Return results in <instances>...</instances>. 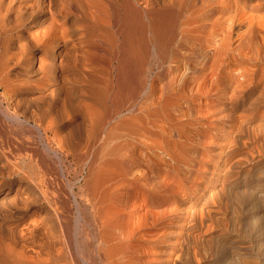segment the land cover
<instances>
[{
    "label": "bare ground",
    "instance_id": "6f19581e",
    "mask_svg": "<svg viewBox=\"0 0 264 264\" xmlns=\"http://www.w3.org/2000/svg\"><path fill=\"white\" fill-rule=\"evenodd\" d=\"M250 1L0 0V264L170 263L187 208L182 166L195 150L182 124L188 73L196 93L215 91L218 118L229 116L250 91L234 84L232 71L250 74L238 57L264 48V16L233 43L246 9L264 10V0ZM253 72L263 78L264 64ZM208 125L212 138L219 128ZM218 131L222 140L234 132ZM212 145L204 148L215 158L222 150ZM235 202L240 221L250 195Z\"/></svg>",
    "mask_w": 264,
    "mask_h": 264
},
{
    "label": "rangeland",
    "instance_id": "374dc122",
    "mask_svg": "<svg viewBox=\"0 0 264 264\" xmlns=\"http://www.w3.org/2000/svg\"><path fill=\"white\" fill-rule=\"evenodd\" d=\"M253 2L256 3L257 1L248 2L249 6H252ZM246 13L248 14L246 22L244 24L238 22L235 26L233 32V43L235 45L239 44L240 37L238 32L241 28H248L249 21L253 16H256V19L259 16H264V10H255L251 7L246 9ZM256 29L260 33L258 32L259 37L256 38L253 44L255 51L263 44L261 36L263 29L257 26ZM221 37L222 34H219L216 42ZM212 55L213 52L210 53V56ZM238 60H245L247 62L245 68L249 70L250 74L247 75L248 77L246 76V79L240 80L242 79L241 74L237 71H232L231 74L235 80L234 84L235 82L236 84L241 83L244 85L243 87L249 88L250 91L231 104L228 110L229 116L223 119L218 118L224 112L216 111L219 105H216L217 95L214 93L215 91L212 92L210 97L202 93H196L195 90L198 87V82H196L197 84L193 82L194 80L191 77L194 74L192 72L188 73L192 82L190 85L194 86V90L193 94L191 93L192 95H190L192 96L191 106H187L186 102L182 103V124L184 123L183 129L186 131V135L192 137L193 141L189 142V144L195 150L190 156V164L182 166V208L186 206L189 209H182V248L176 254L174 253L169 264H264V213L258 212L260 202L263 201L262 203L264 204V92L261 91L262 86H264V77L256 76V78H252L256 65L264 64V48L260 56L256 52L246 58L239 56ZM196 66H199V63L184 66L182 72L185 70L194 71V67ZM231 67H236V64H231L229 68ZM229 68L218 75H214L215 73L213 74L208 69L209 72H206L209 75V79L205 83L208 84L211 80L210 76L213 75L212 79L220 83L223 80L224 72ZM200 80L202 81V79ZM217 83L215 84L217 85ZM255 84H258L257 88H255ZM125 98L127 99V97ZM251 105L253 107H249ZM247 106L248 108L246 109ZM210 108L212 109L211 114ZM184 111H187V113L184 114ZM206 112L208 115H205ZM237 118H240V122H238ZM7 123L9 128H20V125L12 121H8ZM208 124L219 129L232 128L234 132L229 136L230 139L222 140L221 138L224 133L218 131V129L217 132L211 133L213 137L209 138L207 132L211 129ZM254 132H258L256 133L257 136ZM184 137L182 138V142H187L185 140L186 137ZM212 141L216 142L215 146L211 144ZM218 141H224L226 145H222L221 147V145H218ZM206 143L212 145V149L214 150L215 148L216 150H222L221 153L217 154L216 151V157L213 158V155L206 152L204 148V144ZM256 146L258 149H256ZM145 159H147L146 156ZM166 159L170 160L168 157ZM199 167H201L200 170ZM250 167L252 168L250 169ZM211 170H214V172H211ZM231 171L233 173L225 177V173ZM256 192L259 193L257 194ZM248 195H250V202L252 203L248 202V204H245L246 208H243L242 214L244 217L239 221L237 219L238 213L234 208L237 203L235 201L240 197L244 199ZM70 204L72 207L69 211L68 221L74 225L76 221V208L73 201Z\"/></svg>",
    "mask_w": 264,
    "mask_h": 264
}]
</instances>
